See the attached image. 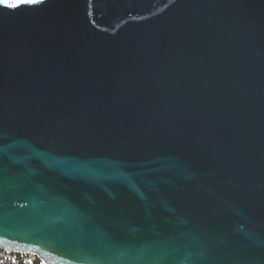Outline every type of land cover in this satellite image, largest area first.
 Listing matches in <instances>:
<instances>
[{"label": "water", "instance_id": "obj_1", "mask_svg": "<svg viewBox=\"0 0 264 264\" xmlns=\"http://www.w3.org/2000/svg\"><path fill=\"white\" fill-rule=\"evenodd\" d=\"M0 247L264 264V0L0 5Z\"/></svg>", "mask_w": 264, "mask_h": 264}, {"label": "built area", "instance_id": "obj_2", "mask_svg": "<svg viewBox=\"0 0 264 264\" xmlns=\"http://www.w3.org/2000/svg\"><path fill=\"white\" fill-rule=\"evenodd\" d=\"M35 256L36 255L33 253L14 252L0 247V264H16L18 262L27 263L30 262Z\"/></svg>", "mask_w": 264, "mask_h": 264}, {"label": "snow or ice", "instance_id": "obj_3", "mask_svg": "<svg viewBox=\"0 0 264 264\" xmlns=\"http://www.w3.org/2000/svg\"><path fill=\"white\" fill-rule=\"evenodd\" d=\"M37 2L38 0H12V2L10 3L9 0H0V5L10 8H17L21 4H35Z\"/></svg>", "mask_w": 264, "mask_h": 264}, {"label": "trees", "instance_id": "obj_4", "mask_svg": "<svg viewBox=\"0 0 264 264\" xmlns=\"http://www.w3.org/2000/svg\"><path fill=\"white\" fill-rule=\"evenodd\" d=\"M16 264H42L41 261L37 256H35L30 262L24 263V262H18Z\"/></svg>", "mask_w": 264, "mask_h": 264}]
</instances>
